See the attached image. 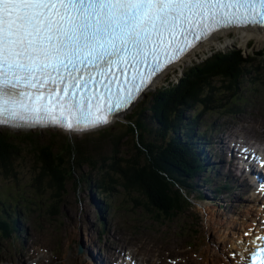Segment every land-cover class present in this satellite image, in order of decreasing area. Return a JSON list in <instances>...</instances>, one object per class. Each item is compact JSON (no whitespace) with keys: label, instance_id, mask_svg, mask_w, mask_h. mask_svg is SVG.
<instances>
[{"label":"rangeland","instance_id":"rangeland-1","mask_svg":"<svg viewBox=\"0 0 264 264\" xmlns=\"http://www.w3.org/2000/svg\"><path fill=\"white\" fill-rule=\"evenodd\" d=\"M262 47H264V41L261 43L250 41L245 45L237 40L235 33H230L227 38L220 36L216 42L209 43L208 47L197 50L184 63L169 67L158 82L152 88L149 87L138 100L146 102L148 94L154 92L166 81L175 82L187 66L198 62L213 51L239 48L251 56L252 52ZM250 95L252 97L247 98ZM216 99L227 101L225 104L222 103L224 106L221 113L200 111L196 105L189 108L193 115H199L195 121L197 141L200 137L208 141L210 139V142L218 144L226 152L224 154L225 164L221 163L217 167L216 165L212 167L203 165L207 168L206 172L198 171L194 177L195 192L190 196L191 207L189 209L199 216L200 220L196 226L188 225L190 229H178L174 227L176 226L174 224L153 222L149 216L143 214L142 210L130 209L132 207L128 202V197L120 188L109 195L103 193L97 186L101 174L97 169L98 164L93 170H88L85 166L81 167L80 170L87 172L83 176L86 182L83 181L76 190L68 184L60 206H55L56 209H49L47 194H36V190L30 185L35 164L22 159L11 171L14 175L0 174V214L5 208L10 216L4 219L8 220L14 214L16 216L14 218L17 219V214L19 217L16 224L19 230L15 225L18 233L12 234V238H0V264H27L29 260L35 262L39 258H45L41 260L42 264H63V260L65 261L70 254L83 257L85 264L89 258L88 252L90 255L100 256L95 260L103 262V259H107L109 264L120 251H123V256L130 253L139 264H164L167 260L172 261L176 258L181 264H201L207 257L208 248L212 250L216 247L220 236L214 232L220 228L218 225L222 222L230 223L235 218L240 219L247 210L245 205L250 201H246L249 195L242 197L241 190H237L236 185L232 183L237 181L239 184V179L234 180L236 177L231 176L230 180L226 176L230 175L228 169L232 168L231 158L224 147L225 144L232 145L235 141L243 140L245 143H254L255 147L264 150V94L253 95L251 92L245 99H242L243 102L237 104L231 102L233 99L230 96H219ZM134 104L131 106L132 109L136 108ZM237 107L239 111L236 110ZM130 109L120 115V118L117 117L110 125L82 135H71L50 129L35 132H38L41 139L47 138L50 134L58 138L68 137L75 141L80 140L92 150L95 154L93 160L99 163L103 156L109 158L114 144L110 139L98 142L97 140L101 139L96 137L100 136L104 130H107L106 134L117 137L127 134L125 125L128 121H132V118L128 119L131 117L129 116ZM183 123L185 126L190 124L187 115L183 117ZM5 130L10 132L9 135L15 133L9 129ZM218 140L224 141V144ZM120 142H117L116 149L124 151L119 145ZM126 144L130 148L131 141L129 140ZM205 148L211 154H219L223 158L221 156L223 151L217 149L215 144L210 143L203 149ZM212 159L216 158L212 156ZM204 163L209 164L207 160ZM213 169L218 172L214 178L212 177L215 175ZM204 177L207 179L209 177L211 184L204 182ZM214 179L218 180V186L222 181L230 183L226 195L211 194L213 190L219 188L215 187ZM207 185H209V191L206 189ZM96 195L101 196L102 199ZM203 205L208 206L206 212ZM235 207H239V211L234 212ZM190 217V213L186 214L183 219L185 224L190 222L188 221ZM232 224H228L229 227ZM210 226L213 228L210 229ZM80 248L82 249L79 250ZM89 248L90 251H87ZM111 253L113 257L110 256ZM91 262L94 263L92 260ZM117 263L120 262L116 261L113 264Z\"/></svg>","mask_w":264,"mask_h":264},{"label":"trees","instance_id":"trees-1","mask_svg":"<svg viewBox=\"0 0 264 264\" xmlns=\"http://www.w3.org/2000/svg\"><path fill=\"white\" fill-rule=\"evenodd\" d=\"M251 54L239 48L213 51L187 66L175 82L166 81L148 94L146 102L136 101V108L129 111L132 121L125 125L127 134L117 137L104 130L96 137L101 139L98 142L110 139L114 144L109 158L103 156L99 163L80 140L50 134L41 139L37 130H11L15 133L9 135L0 128V174L14 175L11 171L22 159L34 163L30 185L36 194H47L48 208L56 209L68 184L76 190L86 182L83 176L87 172L80 168L93 170L98 164L101 174L97 186L103 193L109 195L120 188L128 197L130 209L142 210L153 222L190 229L188 225L196 226L200 220L189 209L190 196L195 192L194 177L207 168L194 150L199 115H193L189 108L196 105L200 111L221 113L222 103L227 101L216 99L219 96H230L237 104L251 92L264 94V47ZM185 115L189 117L188 126L183 123ZM119 141L124 151L116 149ZM203 180L210 183L209 177ZM188 213L190 222L185 224ZM9 214L5 208L0 214V238H8L11 232L15 214L4 219Z\"/></svg>","mask_w":264,"mask_h":264},{"label":"snow or ice","instance_id":"snow-or-ice-1","mask_svg":"<svg viewBox=\"0 0 264 264\" xmlns=\"http://www.w3.org/2000/svg\"><path fill=\"white\" fill-rule=\"evenodd\" d=\"M221 23L264 29V0H0V125L82 132L109 123L79 109L46 123L48 107L25 98L51 97L75 73L137 68L177 33L187 41L193 26L211 33Z\"/></svg>","mask_w":264,"mask_h":264},{"label":"bare ground","instance_id":"bare-ground-1","mask_svg":"<svg viewBox=\"0 0 264 264\" xmlns=\"http://www.w3.org/2000/svg\"><path fill=\"white\" fill-rule=\"evenodd\" d=\"M230 33H235V36H236L237 40L242 42L245 45H247L250 41H255L256 43H261V42L264 41V29H258L256 27H247V28H243V29L235 28V29L222 30V31H219L217 33H214L213 35L210 34V37L207 40H205V41L201 42L200 44H198L197 46H195L190 52H188L185 56H183V58H181L178 62L174 63L172 66L184 63L197 50H200L201 48L208 47L209 43L216 42L219 39L220 36H222L224 38H227ZM166 70L167 69H165L159 75H157L152 80V82L150 83L148 88L149 87L152 88V86L156 82H158V80L162 77L163 73ZM123 113H124V111L115 112L114 113L115 115L112 116V119H116L117 117L120 118V115H122ZM107 125H110V124H106V125H103V126H98V127L94 128V129L85 130V131H82V132H68V131H64V130L58 128V127H43V128L36 127V128H31L30 129V128H13V127H11L9 125H2V126H0V128H2V129H11V130H44V129L49 130L50 129L52 131H62V132H65V133H68V134H71V135L72 134L73 135H82L84 133L97 131V130H99V129L107 126ZM216 139H217V137H216ZM202 140H203L204 144L206 145V147H208V145H210V143L211 144H215L217 149H219L220 151H223V152H221V156H223V158H221L219 154H213V153L211 154L210 151L207 148H205V150H204L203 149L204 147L196 139L194 148L197 149V150L200 149V153L197 154V158H198V160L201 161V165H205L207 167H208V165H211V167L216 165V167H217V165H221V163L225 164L224 154H226V152H224V149H221V146H219L218 144H216V143H214L212 141L210 142V139L208 141L206 138H202ZM219 141H220V143L222 142V144H224V141H222V140H219ZM240 141L244 142L243 140H239L237 142H240ZM237 142L236 141L233 142L232 145L235 146ZM259 146H261V145H259ZM243 147L245 149L244 151H246V152L241 154L243 156V158L241 157V155H239V156L233 155L231 150H227L228 151V155L231 158L230 159L231 160L230 161V166H231L232 169H228V172H229L230 175H226V174L225 175L229 179H230L231 176H235L236 177V179H234V180H238L239 179V184H237V181L236 182H232L234 185H236V189L237 190H238L239 185L241 184V181L243 179H245V177L248 176L247 175L248 172L246 171V169H245V167L243 165H245L246 163L251 164L253 160H255L257 162L258 160H260L261 157H264V150H261L259 147L258 148L255 147L254 143H244ZM212 156L214 158H216V159H212ZM241 159H243L242 162H240ZM205 160H207L209 164L204 163ZM213 171L215 172V175L212 176L214 178L215 176L218 175V172L215 171L214 169H213ZM262 171L264 173V169H262ZM256 173L261 174V172H259V171H257ZM215 181H216V184H215ZM211 182L212 181H210L209 184H211ZM217 182H218V180L214 179L215 187H219V188L213 190V192L211 194L214 195V196L226 195V192H227L226 190H227V187L229 186L230 183H225V182L222 181L221 182L222 184L220 183L219 186H218ZM206 189H207V191L210 190L209 189V185L206 186ZM263 200H264V197L261 194V192H257V193L252 192L249 196L246 197V201H249L250 203L248 202V204L245 205V207H247V210L244 212V215H241L240 219L235 218L230 223L226 224V222H222V223H220L218 225V226H220V228H218L217 232H214L215 234L220 236L218 238L217 242H216V247L213 248L212 250L208 248L207 257H206V259L204 261L201 262V264H236L237 263V260H233L231 255L236 256L235 253H234V250L237 247V241L238 240L241 239V240H244V242H245L246 239H247L246 236H247L248 233L252 232L253 230H256V231L259 230V228H257V226H258L257 222H253V221L257 220L260 217V213L262 211L260 210L259 206L261 205ZM206 205H203L204 206L203 208H205V212L208 210V206H206ZM224 207H225V205H224ZM203 208H201V209H203ZM18 218H19L18 214H17V219L13 217L14 223L12 224L11 232H10V234L8 236L10 238H12L11 237L12 234H16V232L18 233V231L15 230V225L18 222L17 221ZM251 222H253V223L251 224ZM228 224L229 225L232 224V225L229 227ZM233 225H234V227H233ZM17 226L18 225H16V229L18 228ZM211 228H213V227L210 226V229ZM261 228H264V225H262ZM221 229H222V231H221ZM17 230H19V229H17ZM81 249L82 248H80L79 250H81ZM87 251H90V248ZM88 255H89V258L87 257ZM88 255L86 256L88 258V261L85 264H94V263H96V264H108V260L107 259H103V262L95 260L96 257H100V256H98V254L90 255L89 252H88ZM110 256L113 257L112 253L110 254ZM113 258H115V256ZM44 259L45 258H39L35 262H33V264H41V260H44ZM236 259H237V257H236ZM91 260L94 263H92ZM65 261H66V264H84L83 263V257H77L74 254H70L68 257H66ZM65 261L63 260V264H65ZM119 264H121V263H119Z\"/></svg>","mask_w":264,"mask_h":264}]
</instances>
